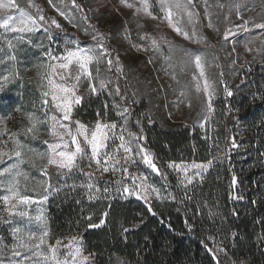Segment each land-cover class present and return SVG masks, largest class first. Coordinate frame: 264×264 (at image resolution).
Masks as SVG:
<instances>
[{"label":"trees","instance_id":"obj_1","mask_svg":"<svg viewBox=\"0 0 264 264\" xmlns=\"http://www.w3.org/2000/svg\"><path fill=\"white\" fill-rule=\"evenodd\" d=\"M215 110L206 133L146 128L162 163L215 158L200 182L171 188L175 200L147 204L131 197L112 172L102 174L93 164L92 175L86 173L87 161L82 171L51 177V241L78 237L92 264H264V65L233 95L221 96ZM98 112L115 119L111 101L101 95L83 102L75 117L90 124ZM217 247L224 252L209 251Z\"/></svg>","mask_w":264,"mask_h":264},{"label":"rangeland","instance_id":"obj_2","mask_svg":"<svg viewBox=\"0 0 264 264\" xmlns=\"http://www.w3.org/2000/svg\"><path fill=\"white\" fill-rule=\"evenodd\" d=\"M33 2L44 10L46 17L55 18L62 25L63 31L55 30L53 26L55 39L51 42L47 40L42 30L37 32L32 40L33 44H42L43 47L41 48L25 44L19 46L17 53L19 78L9 83L3 91H0V117L4 118L7 128L12 132H18L28 125L25 113L37 110V114H39L41 74L45 72V69L38 68L37 65L41 61H48V57L44 53L51 50L53 55L60 56L64 54L65 45L73 48L92 46L94 42L91 39V29H89L88 35L85 34L84 29L88 28L89 24L95 25L96 29L108 38L106 46L111 51L113 61L117 56L119 57L123 71L122 73L117 72L115 66L109 70L106 62H102L99 65L100 78L110 81V83L100 94L86 95L83 102L88 101L90 97L95 98L99 95L106 97L112 103V111L115 114L113 121L118 124L123 123V121L117 112L127 108L129 129L135 133H139L140 129H143L146 140L141 141V143L154 154L158 166L167 178L152 173L147 166L139 161L135 166L129 167V173L147 176L148 183L160 189L162 196L171 193L170 190L173 186L184 188L179 183L182 174L168 168L169 162L162 163L149 146L146 128L154 125L161 130L189 128L194 131L198 128L203 133L212 129L215 122L216 104L221 96H228L225 92V86L233 93L234 88L246 82L258 68L261 69L264 65V29L254 27L256 23H264V0H206V3L205 0H193L194 7L190 10L198 13V16H194L192 23H189L188 17L181 14L180 21L189 33L195 27L198 36L206 37L205 42L202 43L185 40L168 27L166 21L161 22L159 19L161 14L156 5V0H149L153 6L151 9L153 14L158 17L156 20L143 13L134 14V9L123 6L120 0H75L77 4L82 6L85 15L88 17L87 22L81 19L79 12L75 11L71 0H63V3L61 0H53V4L73 13L76 27L60 16L56 8L48 3V0H33ZM16 3L19 7L35 15V9L29 7V0H16ZM236 3H243L244 5L240 9L242 18L237 17L233 7ZM137 6H139L138 0ZM2 14L0 13V15ZM244 20L250 21L247 30L237 28L236 26L242 25ZM209 22H211L212 27L208 26ZM229 29H233L234 34L225 41L224 33ZM125 31L130 34V39L124 38ZM144 33L150 34L158 41L161 37H165L171 41L173 50L170 52L168 44L161 42V50L155 51L149 47L150 41L140 39V35ZM133 44L143 45L147 50L134 48L132 47ZM186 53H194L202 57L206 75L215 86L214 111L212 113L206 111V97L203 91L197 93L195 90V81L192 77L193 75L198 77L199 73L194 63L189 62ZM92 68L95 72V65ZM173 73L175 79H173ZM53 79L59 82L58 76H54ZM46 83L44 81L45 85ZM95 83L98 86V81ZM86 87L87 84L85 83L81 91H84ZM116 88H119V94L116 93ZM44 90L47 88L45 87ZM181 92L184 93L183 96ZM17 109H21V111H17ZM75 110L74 118H76ZM103 120L107 121L105 118ZM137 121H139V125L136 123ZM95 122L87 125L91 127ZM4 139H7V135L4 136ZM20 139L24 140L25 138L21 136ZM53 139L48 135L47 127L42 126L39 138L26 142L33 148L44 151L47 146L42 141H52ZM116 143L118 144L119 141ZM108 150L111 151V149ZM30 156L31 154H29ZM83 161L89 162L87 158ZM193 162L204 163L196 161L176 163L191 164ZM42 163L44 162L36 160L37 167H32L27 163L22 166L30 177L27 182L26 194L34 199H39L43 193L38 182L47 179L39 171V166ZM93 164L95 163L91 162L86 173L92 174L94 172ZM207 172L208 170L203 172L202 177H195L193 183L187 188L200 182ZM49 173L51 177L57 176L54 168H50ZM112 174L116 179H121L123 175L122 172ZM191 174L192 172L189 173V175ZM123 181L128 187L133 184L130 176H123ZM141 194L143 195V193ZM129 196L137 198L134 195ZM139 200L147 204L163 201L157 199L154 193L148 195L147 202L144 199ZM20 207H27L32 216L42 212L46 217L49 230L47 201L42 205L33 204ZM2 208L3 205L0 203V209ZM0 215L3 216L4 220H11L10 223L0 222V249H3L0 253V260H3V264H9V260L13 258L11 249L16 244L13 229L19 227L38 233L40 228L34 220L29 221L27 217L9 218L6 212H2ZM57 239L62 240L64 244L68 242V238ZM57 239L51 241L49 233L48 243L55 244ZM65 251L61 247V253ZM84 255L88 254L84 252ZM15 259L19 260L20 257H15ZM92 261L93 258L91 257L89 264H92Z\"/></svg>","mask_w":264,"mask_h":264},{"label":"snow or ice","instance_id":"obj_3","mask_svg":"<svg viewBox=\"0 0 264 264\" xmlns=\"http://www.w3.org/2000/svg\"><path fill=\"white\" fill-rule=\"evenodd\" d=\"M71 2L75 11L80 13L81 19L87 22L88 17L85 15L82 6L77 4L75 0H71ZM48 3L55 7L59 15L65 20L72 23L74 27L77 26L72 12L53 4V0H48ZM120 3L128 9H134V14L143 13L153 20L158 19L151 10L153 6L149 0H138L139 6H137V0H120ZM156 5L161 14L159 16L161 22L166 21L168 27L177 35L193 43L205 42L206 37L198 36L195 27L189 33L180 21L181 14L188 17L189 23H192L194 16H198V13L190 10L194 7L193 0H156ZM220 6L223 7V5ZM243 6V3L233 5L238 18H242L240 9ZM29 7L35 9V15L19 7L16 0H0V13H3L0 15V91H3L9 83L19 78L17 53L20 45H33L41 48L43 47L42 44H33L32 37L37 32L42 30L47 40L51 42L55 39L53 26L55 30L63 31L62 25L55 18L46 17L44 10L33 0H29ZM205 10L207 11V9ZM249 23V20H244L242 25L236 27L247 30ZM208 26L212 27L211 22ZM254 27L264 29V23H256ZM89 29H91V39L94 42L92 46L73 48L65 45L64 54L60 56L53 55L51 50L44 53L48 57V61H41L37 65L38 68L45 69V72L41 74L39 114H37V110L25 113L28 121L26 127L21 128L18 132H12L7 128L4 118L0 117V126H2L0 127V203L3 205L0 213L6 212L9 218L27 217L29 221L34 220L40 228L38 233L19 227L13 229L16 244L11 249L13 258L9 260V264H25V262L27 264H89L91 260L90 255H84L81 241L76 236L68 238L66 244L60 239H57L55 244L48 243L49 230L43 213L32 216L27 207H20L33 204L42 205L48 200L51 190L55 187L50 183V168L55 169L57 176L68 177L76 171H82L80 163L87 158L90 164L91 162L95 163L96 171L102 174L122 172V178L116 181L117 184H123V176H130L133 184L131 187L123 186V193L134 195L146 202L148 195L152 193L160 200L176 199L172 193L162 196L160 189L148 183L147 176L129 173V167L135 166L139 161L147 166L152 173L167 178L158 166L154 154L141 143V141L146 140L143 129L141 128L139 133L129 129L127 108L117 112L123 121L121 124L116 121L103 120L99 112L97 113L98 119L91 127L74 118V110L79 108L86 95L100 94L110 83V81L100 78L99 65L102 62H106L109 70L115 66L117 72L122 73L123 71L119 57L117 56L113 61L111 51L106 46L108 38L104 33L98 31L95 25L89 24L88 28L84 29L86 35L89 34ZM233 34V29L227 30L224 33V40L227 41ZM124 38L130 39V34L127 31H125ZM140 39L150 41L149 47L157 52L161 50V42L168 44L170 52L173 50L171 41L165 37H161L158 41L150 34L144 33L140 35ZM132 47L147 50L139 44H133ZM186 56L189 62L194 63L199 73L198 77L196 75L192 77L195 81V90L197 93L203 91L206 97V111L212 113L214 111L215 86L206 75L203 59L194 53H186ZM93 65H95V72L92 68ZM172 75L175 79L174 73ZM54 76L59 77V82L53 79ZM44 81L47 82L46 85ZM96 81H98V86ZM85 83L87 87L81 91ZM45 87L47 90H44ZM115 91L119 94L120 90L116 88ZM225 92L228 96L233 95L227 86H225ZM181 95L183 96L184 93L181 92ZM17 111H21V109H17ZM136 123L139 125V121ZM42 126H46L48 135L54 138L52 141H42L47 146L44 151L33 148L26 142L27 140L38 139ZM5 135H7V139H4ZM21 136L25 139H20ZM116 141L119 143L117 144ZM233 146H235L234 143ZM29 154H31L30 157ZM214 159L205 163L193 162L191 164H178L172 161L167 164V167L182 174L179 183L186 189L188 185L193 183L195 177H202L203 172L212 167ZM36 160L44 162L39 166V171L43 177L47 178L38 182L43 189L39 199H34L26 194L27 182L30 177L22 167L26 163L32 167H37ZM190 172H192L191 175H189ZM233 183H235V179ZM87 187L89 199H94L92 194L94 186L89 184ZM185 198L190 199L187 196ZM0 222L10 223L11 220H4L3 216L0 215ZM99 226V224L91 225L94 228ZM232 235L233 237L236 236L235 233ZM61 247L66 250L64 253H61ZM2 251L3 249H0V253ZM209 251L215 254L216 252H224V249L217 247L216 249H209ZM15 257H20V259L16 260ZM0 264H3V260H0ZM217 264H222V262L217 260Z\"/></svg>","mask_w":264,"mask_h":264}]
</instances>
